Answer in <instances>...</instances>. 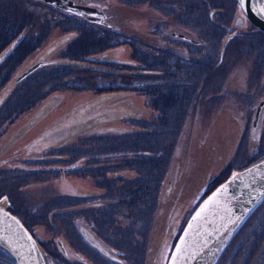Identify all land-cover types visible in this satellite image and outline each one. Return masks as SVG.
Here are the masks:
<instances>
[{"label": "flooded vegetation", "instance_id": "af4514ba", "mask_svg": "<svg viewBox=\"0 0 264 264\" xmlns=\"http://www.w3.org/2000/svg\"><path fill=\"white\" fill-rule=\"evenodd\" d=\"M9 1L39 8V12L44 15V19H42L44 23L56 30V41L48 45L45 54L41 55L43 58H39L28 69H24L14 78V84L22 81L16 86L17 89L21 90L26 86L27 81L34 77L39 78L45 75L44 73L47 74L50 67H55L51 71L58 72L56 77L71 78L73 72L68 71V69L72 68L77 70L75 73L92 74L98 80L96 83H99L92 91L105 96L96 98L76 110L73 109L68 114H63L65 113L63 111L62 114H59V119L49 121L51 116L61 109L66 102L65 99L64 103L59 104L60 98H57L53 111L47 112L48 109H41L36 112L37 114L33 118H29V122L24 125L30 128L35 125L38 119L43 117L45 121L42 123L43 125L41 124L42 133L40 132L38 138L32 139L34 141L32 144L21 146L16 154L0 158V182L4 183V187L0 191L1 205L16 216L30 232L38 246H40L46 264H128L125 259H129L131 251L138 250V228L145 232L147 224L144 223L152 220L150 207L155 205V196L163 195V192L166 195L168 193V186L166 188L162 187V180L154 178L152 172L146 178L140 177V174H143L144 177L145 173L139 171V162L144 163L142 159L147 161L149 159H161L162 162L165 158L162 154H164L163 149L166 147V142L163 146V143L159 145L158 140L154 139L152 133L148 130L146 131L151 142L144 138L147 137L146 135L138 134V130L132 132L124 129V126L126 127L124 123L128 122L131 123L130 130L137 129L139 126L136 118H130L131 121L122 119L118 121V124L113 123L115 119L121 118L122 115L129 114L131 117H137V113H132L129 108L127 109L123 105L122 101L116 103V97L107 95L111 92L114 94L126 93L128 95L129 92L148 94L152 91V97H156V100L162 102L165 107L174 106L178 102L177 111H172V113L181 117L183 115L184 118L186 113L179 112L182 109L183 101L190 100L194 101V106L196 104V95L193 88L196 85H192L191 80L201 78L200 82H202V79H205L203 72L212 74L213 70L219 69L226 57L230 41L235 44L233 51L242 53L238 50L239 48L251 47V45L243 43L245 39L247 41L248 38L256 39L259 37V39L264 40V34L248 24L239 9L240 20L237 22V27L247 23L251 26L252 35L249 37L242 36L240 35L241 32L237 33L236 28H230V24L227 26L226 21L231 16L229 8L237 6L235 0H230L225 6L219 0H190L192 5L188 6V10H190V15L194 14V18L197 20V23L193 25L195 29L188 27L186 24V17H188L186 3L190 4L189 0H120L117 5L112 0ZM132 1L146 2L148 11L158 19L146 34H142L135 28L141 12L139 9L140 4H134L129 8L128 5L133 4L130 3ZM88 5H98L99 7H89ZM68 8L86 13L96 12L98 16L95 18H81L68 13ZM216 9H220V11L217 12ZM175 10L185 11L179 14L182 17L181 19L180 17L176 20L172 19L175 21V25L168 26V22H166L167 15L173 14L174 16ZM202 10L206 11L205 16L208 23L205 31L200 20L203 17ZM26 18L31 19L27 14ZM32 21L31 19L29 23ZM40 25L41 27L37 31L44 30V26L47 28L45 24L43 26L42 22H40ZM26 26L25 23L23 30L18 31L16 37L20 35V42L18 40V44L15 45L10 54L11 56H6L0 63V68L6 66L15 57L17 50L26 51L23 45L25 41L23 31H27L25 30ZM59 27L62 30L60 35L58 33ZM211 31L216 34V38H214V34L210 33ZM33 34L34 37L40 35L39 33ZM238 36H240V39H237ZM226 37L229 40H226ZM218 39H221L220 46L215 52ZM236 39L238 40L237 43L234 41ZM89 40L94 43H89L88 48L93 47V49L99 51L129 44L133 48L135 45H141V48L148 50V53L137 54L139 52L138 48H134L130 60L108 57L106 53H103L102 56L93 58L90 62L82 60L85 55L70 53L71 50L75 51L74 49L77 51L84 50ZM258 44L259 48H257L255 59L259 63H264L262 46L261 43ZM58 54H62V56ZM55 55L58 58H52ZM17 63L18 61H15V64ZM23 63V61H20V66ZM3 75L9 77L10 74L4 72V74H0V78ZM22 75L23 77L26 75V77L21 79ZM111 77L117 82L122 78H130L133 79L131 83H144L146 86L138 91L136 86L130 87L127 85L122 88L118 83L116 85L104 83V80H109ZM18 79L20 81L16 82L15 80ZM161 80L163 85H159ZM66 85H59L58 91L65 92ZM4 94L0 96L4 102L1 108L3 114H0L1 135L7 129L3 127L11 113L10 108L3 109L6 102ZM200 94H202V91H200ZM261 100H264V98ZM105 102L106 105L104 106ZM168 103L169 105L166 106ZM257 104L253 106L254 109ZM47 105L52 107L54 102L50 101ZM92 107L96 108L95 111L98 109H101V111L82 118L95 112H93ZM89 108H91V112H89ZM2 112L0 111V113ZM29 115V113L22 114L21 117L25 119ZM84 128L86 129L82 131ZM77 130L82 131V134L78 133L66 138ZM121 132H125V135L119 134ZM20 136L22 137L23 134ZM41 138H45L46 142L39 141ZM58 140L60 141L57 142ZM36 142L47 144L46 149L32 153L31 149L36 148ZM56 144L61 146L52 148ZM76 144H79V146L74 147L77 146ZM65 147H69L66 155L63 154ZM80 148L82 152L76 150ZM168 149L170 148L166 150L168 151ZM41 165L46 166L36 168ZM128 171L137 175L133 176ZM56 178L66 182L67 190L65 192L67 193L56 195L57 198L52 202L51 210L57 211L61 207H67L65 211L67 217H65L66 221L59 220L57 222L48 212L47 222L44 223V227L48 230L46 233L47 238L50 241V246H48L32 232L30 226L33 222H27L25 218L23 219V216H21L23 213L13 207L11 198L14 195L13 192L23 188L28 183ZM81 179L85 181L89 179L93 186L89 189L92 190H88L85 186L86 182ZM4 197H7V199L4 200ZM141 209L148 212V218L146 216L138 220V216L136 222H134L132 218L137 215L136 211ZM25 215L29 214L25 211ZM176 216L175 208L170 206L163 218L165 226L164 235H161V237L164 242L166 238H169V232L176 225ZM42 219L43 216L37 221L41 224ZM157 221L159 220L157 219ZM52 225H54V229ZM50 232L53 235L51 237ZM51 239H53V242ZM170 249L169 242L168 244L166 242V246L162 249L160 246L158 247V253L160 254L158 264H164ZM129 261L133 264L131 258ZM135 264H138L136 258Z\"/></svg>", "mask_w": 264, "mask_h": 264}, {"label": "rangeland", "instance_id": "374dc122", "mask_svg": "<svg viewBox=\"0 0 264 264\" xmlns=\"http://www.w3.org/2000/svg\"><path fill=\"white\" fill-rule=\"evenodd\" d=\"M119 1L120 0H112L116 5ZM219 1L224 6L230 2V0ZM130 3L133 4H129V8L134 4H140L139 9L141 14L136 22L135 28L142 34H146L152 29L153 24L157 22L158 19L148 11L146 2L132 1ZM189 5H192V2L190 4L186 3V9L188 11L186 24L188 27L195 29L193 25L197 23V20L194 18V14L190 15V10H188ZM229 9L231 10V16L226 21L227 26L230 24V28H236L237 33L241 32L240 35L242 36H251L253 31L250 30L251 26L247 24L248 22L244 23L241 27H237V22L240 20V11L237 6H235V8L232 6V8ZM184 11L175 10L174 16L173 14H168L166 19L168 26L175 25V21L172 19L176 20V18L179 17L181 19L182 17L179 14ZM216 11L219 12L220 9H216ZM202 13L203 17L200 20L201 24L204 26L203 30L205 31L208 25L205 16L206 11L202 10ZM26 14L33 20L31 23H29L31 19L28 20ZM18 16L26 18L24 22L27 24L25 28L27 31H23V34H25L23 45L26 51L21 52L17 50L15 57L11 59L9 63H5L6 66L0 68V74H4V72L10 74L9 77L3 75L0 78V96L4 90L8 91L3 109H11V113L3 127L7 129L4 134L1 135L0 133V158L14 155L20 150L21 146L34 142L32 139L42 133L41 124L45 120H43V117L38 119L35 125H32L30 128L24 124L29 122V118H33L35 114H37L36 112L41 109H48L47 112L53 111L57 98H60L59 104L64 103L65 99L66 102L61 109L51 116L49 121L59 119V114H62L63 111L65 112L63 114H68L73 109L76 110L84 104L92 102L96 98L105 96L103 94L98 95L92 91V89L99 84L96 83L98 80L95 79L92 74L83 72L75 73L77 70L72 68L68 69V71L73 72L71 78L56 77L58 72L55 70V72H52L51 70L55 67H50V71L47 72V74L44 73L45 75L39 78L34 77L27 81L26 86L21 90L17 89L14 84V78L24 71V69H28V67L34 64L39 58H43L41 55L45 54L44 52L48 49V45L56 41L55 28L44 23L42 20L44 19V15L39 12V8L13 3L9 0H0V63L6 56H11L10 54L14 46L18 44L20 35L18 37L16 36L21 28L19 25L20 18H18ZM40 22H42L43 26L45 24L47 28L44 26V30L37 31L39 27H41ZM33 33H39L40 35H38L39 37H34ZM58 33L59 35L62 33L60 27L58 28ZM210 33L214 34V38H216V34L213 33V31ZM239 37L240 36H238L237 39H240ZM237 39L234 40L236 43L238 42ZM220 40L221 39H218L215 52L218 50V46H220ZM226 40H229V38ZM89 43L94 42L89 40L84 50L77 51L74 49L75 51L71 50L70 53L85 55V57L82 58L84 62H90L91 59L100 57L103 53H106L108 57H119L123 60H130L134 48H138L139 52L137 54L148 53V50L142 49L141 45H135L133 48V46L129 44H123L121 47L116 46L110 49H101L99 51L93 49V47L88 48ZM229 43L226 57L222 65L219 66V69L213 70V72H211L212 74L203 72L205 79H202V82H200L201 78L191 80V82H193L192 85H196L193 86L196 95V104L194 106V101L190 100L183 101L182 109L179 112L182 114L186 113L184 118L183 115L181 117L172 113V111H177L179 107L178 102H176L174 106L165 107L162 105V102L156 100V97H152V91L148 94L129 92L128 95H126V93L114 94L111 92L112 94L109 93L107 95L116 97V103L122 101L127 109L129 108L134 114L137 113V117H131L129 114L122 115L121 118L115 119L113 123L118 124V121L122 119L124 121H131L130 118H136L139 126L137 129L134 128L130 130V122L124 123L126 125L124 129L132 132L138 130V134L146 135L147 137L144 138L150 141L151 139L146 131L148 130V132L152 133L154 139L156 138V140H158L159 145L163 143V146L166 142V147L163 149L164 154H162L165 158L162 162L161 159H149V161L142 159L144 163L139 162V171L145 173L144 177L143 174L139 173L140 177L146 178V176H150L152 172L154 178H160V180H162V187L164 186V188H166L168 186V193L166 195V193L163 192V195L160 194L158 197L155 196V205L154 207H150V215L152 216L151 222L144 223L147 224L145 232H142V230L138 228V250L135 252L131 251L129 257V259L131 258L133 261V264H135V258L136 261L138 259V264H158V257L160 255L158 253V247L160 246L161 249L164 248L166 242L167 244L169 242L172 246L175 241L174 239L177 237L183 223L187 219V213L192 207L194 208L196 203L199 202L210 189L216 186L220 181L226 179L233 172H236V170L264 159V109L260 110L258 123L256 127L253 128V131H251V123L255 113L253 106L264 98V63H259L255 59V54L258 51L257 48H259L258 43H261L263 50L262 57L264 58V40L259 39V37L256 39L248 38L247 41L245 39L243 43H245V45H251V47L245 46L239 48L238 50L242 53L234 52L233 49L235 48V44L233 41ZM67 52L69 53V51ZM58 55L62 56V54ZM52 58L56 59L58 57L55 55ZM15 61H18V63L15 64ZM20 61L24 62L22 66H20ZM91 66H93V64H91ZM132 81L133 79L130 78H122L117 82L111 77L109 80H104V83L107 82L110 85H116L118 83L122 88L127 85L130 87L136 86L138 91H141L140 88L146 86L144 83H131ZM61 84H67L65 92L58 91V87ZM159 85H163L162 80ZM200 91H202V94H200ZM9 93H11V95H8ZM50 101L54 102L52 107L47 105ZM3 104L4 102H0V108L3 107ZM105 105L106 102L104 103V106ZM89 109V112H91V108ZM92 109L94 112L96 108L92 107ZM0 111L2 112L3 110L0 109ZM100 111L101 109H98L94 113L85 115L82 118L97 114ZM27 113L30 115L26 116L25 119L21 117L22 114ZM0 114H3V112ZM85 129L86 128L82 129V131ZM81 132L77 130L69 134L66 138H70L78 133L82 134ZM21 134H23L22 137L20 136ZM119 134L125 135V132ZM20 137L23 141L20 140ZM41 140L42 142H46L45 138H41L39 141ZM59 141L60 140L57 142ZM46 145L47 144H42L41 142H36L37 149L34 147L31 149V152L37 153L39 150L46 149ZM76 145L77 146L74 147L79 146V144ZM167 145H169V147H167ZM59 146L61 145L56 144L52 148H57ZM167 148L170 149L167 151ZM68 150L69 147H65V152L63 154L66 155ZM76 150L82 152L81 148ZM43 166L41 165L36 168H41ZM21 168L24 169L25 167ZM129 173L133 174V176L137 175L134 172ZM85 182L86 188L92 190L89 189L93 187L89 179ZM3 187L4 183L0 182V191H2ZM66 190V182L62 179H46L24 185L23 188L13 192L14 195L11 198L13 207L21 210L24 214L21 215L23 219L25 218L27 222H33L31 224L32 226H30L32 232L48 246H50V241L47 238L46 233L48 230L44 227V223L47 222L46 218L48 212L55 221H66L65 217H67V214H65V211L67 207H61V209H57V211L51 210L52 202L57 198L56 195L67 193L65 192ZM159 192H161V190H159ZM170 206L174 207L177 213L176 225L171 229L169 238H166L164 242L161 237V235H164L163 231L165 226L163 218L166 216ZM25 211L29 215L26 216ZM136 214L137 215H134V218H132L134 222H136L138 216V220L146 216L148 218V212L144 209L136 211ZM41 216H43V219L40 224L37 219H41ZM154 218L156 219L154 220ZM157 219L159 221H157ZM60 222L62 223V221ZM52 228L54 229V225H52ZM51 236L53 235L50 232V237ZM51 240L53 242V239ZM125 240L127 241V239ZM260 251H264V202L258 205L250 214L247 222L243 228L238 231V234L237 232L234 234L229 241L226 251L219 259L218 264H264V253L261 255ZM129 259H125V261L131 264ZM0 264H5L1 258Z\"/></svg>", "mask_w": 264, "mask_h": 264}, {"label": "water", "instance_id": "95a60500", "mask_svg": "<svg viewBox=\"0 0 264 264\" xmlns=\"http://www.w3.org/2000/svg\"><path fill=\"white\" fill-rule=\"evenodd\" d=\"M236 4L245 16L246 21L257 31L264 34V18L252 10L253 4L251 0H247L243 11L240 9L238 3ZM263 104L264 100H261L255 108L251 131H253V128L258 123L259 112ZM260 161H264V159ZM260 161L248 167L259 164ZM248 167L236 171L243 173L240 180L231 184L230 193L225 192L217 197L219 204L211 206L210 211L206 214V219L194 222V228L187 237L190 246L188 254L183 260L178 258L175 262H171V264H216L219 256L239 226L261 200L264 199V195L261 194V190H264V179H258L255 184L252 183L253 176H264V165H261L258 173L254 172L252 174L246 171ZM232 174L207 193L195 206L196 210H198L197 206L202 205L203 201L211 196L222 184L227 182ZM0 209L4 210L3 213H0V234L4 236V239L0 240V250L9 256L13 264H46L41 249L21 222L16 217L19 223L14 222L11 219L14 216L4 209L1 202ZM191 215H195L193 210L187 220ZM184 227H186V222L182 229ZM29 236H31V239H29ZM176 243L177 238L174 244ZM205 243L207 247H204ZM172 251L173 249H171L169 257ZM193 252L197 253L195 260L190 258ZM169 257L166 264H170Z\"/></svg>", "mask_w": 264, "mask_h": 264}, {"label": "snow or ice", "instance_id": "6c2138e0", "mask_svg": "<svg viewBox=\"0 0 264 264\" xmlns=\"http://www.w3.org/2000/svg\"><path fill=\"white\" fill-rule=\"evenodd\" d=\"M235 2L238 3L240 9L243 11L247 0H235ZM251 2L253 4L252 10L258 13L262 18H264V0H251ZM88 6L89 7H99L98 5H88ZM67 12L70 14L76 15L78 17H81V18H85V17L95 18L98 16V13L96 12L86 13V12L74 10L72 8H68ZM261 165H264V161H260L259 164H255L252 167H248L246 171L249 174H252L254 172L258 173L260 171ZM242 175L243 173L233 172L232 176L227 182L222 184L215 192L212 193L211 196H209L206 200H204L202 205L197 206L198 210H196V208L193 209V211L195 212V215H191L190 218L186 221V227L180 230L181 234L178 235L177 237V243L171 246L173 251L169 257L170 264L171 262H175L178 258L180 260H183L184 257L188 254V248L190 246L188 244L187 237L190 235V232L194 228V222H200V221L205 220L206 214L210 211L211 206L219 204V200L217 199V197L221 196L225 192L230 193L231 184L239 181ZM258 179H264V176H260V175L253 176L252 183L255 184ZM245 187H247V185H245ZM261 194L264 195V190H261ZM6 199L7 197H4V200ZM253 199H255V197H253ZM3 212L4 210L0 209V213H3ZM11 219L16 223H19V221H17L15 217H11ZM2 239H4V236L0 234V240ZM29 239H31V236H29ZM204 247H207L206 243ZM105 255H107V253H105ZM190 258L192 260H195L197 258V253L193 252Z\"/></svg>", "mask_w": 264, "mask_h": 264}, {"label": "trees", "instance_id": "16d2710c", "mask_svg": "<svg viewBox=\"0 0 264 264\" xmlns=\"http://www.w3.org/2000/svg\"><path fill=\"white\" fill-rule=\"evenodd\" d=\"M18 18H20V22H19V25H20V29H22L23 30V28H24V25H25V22H24V19H26V18H23V17H21V16H18ZM24 24V25H23ZM19 29V30H20ZM15 31H18V30H15ZM1 39V38H0ZM15 47V46H14ZM22 82V81H21ZM21 82H19L18 84H15V87L16 86H18ZM7 92L8 91H6V90H4L3 92H2V95H3V93H5L4 94V97H5V99H6V96H7ZM11 93H12V91H11ZM11 93H9L8 95H10ZM169 105V103L168 104H166V106H168ZM1 109V108H0ZM259 246V245H258ZM257 246V247H258ZM259 249H260V247H259ZM260 253H261V255H262V253H264V251H260ZM0 258L3 260V262L5 263V264H12L10 261V259H9V257L6 255V254H4L2 251H0Z\"/></svg>", "mask_w": 264, "mask_h": 264}]
</instances>
